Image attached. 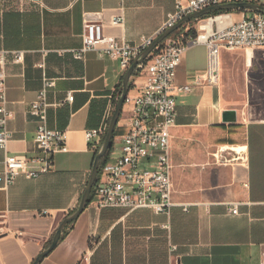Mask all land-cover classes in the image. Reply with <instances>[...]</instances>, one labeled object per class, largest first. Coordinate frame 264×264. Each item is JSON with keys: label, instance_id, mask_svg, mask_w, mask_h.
<instances>
[{"label": "crops", "instance_id": "obj_1", "mask_svg": "<svg viewBox=\"0 0 264 264\" xmlns=\"http://www.w3.org/2000/svg\"><path fill=\"white\" fill-rule=\"evenodd\" d=\"M178 1L0 0V55L6 59L12 133L7 152L40 153L38 117L29 107L44 76L56 82L48 92L47 124L66 131V148L54 153L49 172L35 178L19 174L7 188L0 182V212H6L9 230L0 236V264H32L77 208L105 135L88 140L86 130L109 125L122 90L126 70L119 60L96 50L86 51L82 59L74 56L83 45L85 20L101 21L107 36L134 45L157 36ZM242 11L233 10L232 20H240ZM196 25L193 20L180 29ZM231 51L244 55L247 69L261 66L264 83V47L223 50L217 85L199 79L208 66L205 44L189 48L178 66L176 84H189L191 90L176 92L171 214L149 207L98 210L89 202L39 264H77L93 234L97 244L88 264H262L264 117L253 119L245 103L240 109L228 103L222 72L224 53ZM15 52H22L21 60H15ZM145 75L144 69L136 70L128 94L137 92ZM68 92L73 101L67 100ZM228 108L237 109L236 121H223ZM129 115L118 121L125 129L118 140L127 131ZM4 155L0 148V158ZM232 202L238 203V213L231 211Z\"/></svg>", "mask_w": 264, "mask_h": 264}, {"label": "built area", "instance_id": "obj_2", "mask_svg": "<svg viewBox=\"0 0 264 264\" xmlns=\"http://www.w3.org/2000/svg\"><path fill=\"white\" fill-rule=\"evenodd\" d=\"M250 1L261 3L264 0H181L175 11L171 12L160 32L176 24L186 15L208 6L226 3ZM243 17L234 21L232 11L211 14L197 19L196 34L187 33L180 28L171 33L140 64L137 70H145V81L135 94H128L125 103L132 105L127 131L119 140V154L113 161H107L99 170L95 184L94 198L90 204L98 210L106 207H123L134 210L149 207L157 214H171L175 205L172 199L173 181L170 161L171 128L177 115V91H189L191 86L177 85V69L183 54L191 47L205 44L208 50V66L199 79L217 85L220 81L221 53L223 50L238 48L253 49L264 47V14L243 10ZM115 22L121 19H115ZM156 36L143 37L134 45L119 42L107 36L101 21L87 18L83 33V45L74 51L78 59L84 58L88 50H96L100 56H110L119 60L120 66L127 70L133 60L152 43ZM15 60H21L22 52H15ZM6 59L0 55V148L5 155L0 158L3 169L0 170V182L4 187L15 183L17 176L35 178L49 172L53 166V155L57 150L66 148V131L51 128L47 124L48 92L55 86V78L44 76L37 99L31 102L29 111L38 117L35 140L40 153L35 156L8 153V142L12 133L8 127L11 112L7 108L6 94ZM74 94L68 92L67 100L73 101ZM108 125L86 130V137L91 140L105 134ZM113 146V145H112ZM112 148V147H111ZM230 208L238 213V203L232 202ZM44 210L42 213H47ZM6 212H0V236L9 232L5 229ZM92 235L91 245L77 264H88L96 248ZM175 246H173L174 248ZM264 264V250L261 252Z\"/></svg>", "mask_w": 264, "mask_h": 264}, {"label": "water", "instance_id": "obj_3", "mask_svg": "<svg viewBox=\"0 0 264 264\" xmlns=\"http://www.w3.org/2000/svg\"><path fill=\"white\" fill-rule=\"evenodd\" d=\"M221 10H251V11H258L264 14V5L256 2H250V1H239V2H226V3H220L212 6L205 7L203 9H200L198 11H195L193 13H190L183 17L181 20H179L176 24L173 26H170L169 28L165 29L164 31L160 32L152 41L150 45H148L131 63V65L126 70L123 80H122V91L119 95V98L117 100L115 109L112 113L107 131L102 139V142L96 152L92 171L90 174L89 181L86 185V188L81 196V199L79 201V204L77 208L70 214H68L59 224L50 244L46 246L44 249L40 251L38 256L35 258L34 262L32 264H39V262L56 246L58 241L63 235V231L65 228L71 224L73 221H75L80 213L88 206L92 190L96 184L99 170H100V163L103 157L107 155L109 150L111 149L113 145V136L115 134V128L118 124L120 115L123 110V106L126 100V97L129 93L132 81L135 77V72L140 64H143L146 62V60L156 51L162 42L175 30L183 26L184 24L204 18L208 15H211L213 13H216ZM222 119L224 122H234L237 120V109L236 108H228L225 109L222 113Z\"/></svg>", "mask_w": 264, "mask_h": 264}, {"label": "rangeland", "instance_id": "obj_4", "mask_svg": "<svg viewBox=\"0 0 264 264\" xmlns=\"http://www.w3.org/2000/svg\"><path fill=\"white\" fill-rule=\"evenodd\" d=\"M264 3V1H261ZM251 14V10H247ZM193 26V25H192ZM191 26V27H192ZM223 60H226V65L223 62L222 83L225 89L226 98L232 107H240L245 105L251 109V117L257 119L264 117V83L260 82L259 75L263 68L254 65V68L247 69L244 55L236 51L225 52ZM228 76L236 77V81L228 79ZM225 77V79H224ZM131 109L129 103H124L122 113L120 115L119 123L125 121ZM125 131L119 125L116 128V135L112 149L109 150L108 161L113 159L119 154V135Z\"/></svg>", "mask_w": 264, "mask_h": 264}, {"label": "trees", "instance_id": "obj_5", "mask_svg": "<svg viewBox=\"0 0 264 264\" xmlns=\"http://www.w3.org/2000/svg\"><path fill=\"white\" fill-rule=\"evenodd\" d=\"M226 11H233V10H221V11H218V12H216V13H213V14H218V13H223V12H226ZM187 33H190V34H196V28H191L190 29V31L189 32H187ZM122 91V90H121ZM121 91H120V93H121ZM115 135H116V133L114 134V136H113V143H114V138H115ZM112 149V148H111ZM110 149V150H111ZM109 153V152H108ZM108 154L105 156V157H103L102 158V160H101V163H100V168L108 161ZM94 194H95V187L93 188V190H92V194H91V199H90V201L94 198Z\"/></svg>", "mask_w": 264, "mask_h": 264}, {"label": "bare ground", "instance_id": "obj_6", "mask_svg": "<svg viewBox=\"0 0 264 264\" xmlns=\"http://www.w3.org/2000/svg\"><path fill=\"white\" fill-rule=\"evenodd\" d=\"M251 56H252V51L250 50L249 51V58H251Z\"/></svg>", "mask_w": 264, "mask_h": 264}]
</instances>
